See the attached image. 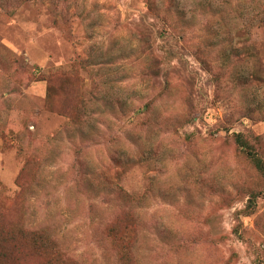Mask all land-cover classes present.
<instances>
[{
  "label": "rangeland",
  "instance_id": "374dc122",
  "mask_svg": "<svg viewBox=\"0 0 264 264\" xmlns=\"http://www.w3.org/2000/svg\"><path fill=\"white\" fill-rule=\"evenodd\" d=\"M262 3L0 0V205L16 224H52L77 264H119L107 231H125L126 199L94 190L115 174L137 197L152 189L135 264H264V175L234 140L264 160ZM90 94L122 99L126 114L87 109L69 127ZM128 129L148 161L109 160ZM32 178L19 194L17 179Z\"/></svg>",
  "mask_w": 264,
  "mask_h": 264
},
{
  "label": "trees",
  "instance_id": "16d2710c",
  "mask_svg": "<svg viewBox=\"0 0 264 264\" xmlns=\"http://www.w3.org/2000/svg\"><path fill=\"white\" fill-rule=\"evenodd\" d=\"M255 2L263 5L262 0H255ZM255 16L258 19V23L264 24V9L262 11L258 10ZM181 28L187 29L188 26L183 25ZM181 35L183 36L184 34ZM219 44L220 42L216 41L209 45H212L213 47ZM50 94L51 90H48L47 95L49 96ZM79 105V112L74 116H70L71 120L68 122L69 127L71 123L79 125L84 120H88V115L87 119L83 117V114L87 109L93 114H97L100 117L102 116L103 120H106L108 116L113 115H116V118H119L120 116H124L127 111V107H125L122 99L117 98L110 101L104 96L93 94H90L88 99H85L81 95L78 100V106ZM88 126L92 130V134L99 132L95 123L89 124ZM140 139L141 138L133 129H128L124 131L122 135H117L114 140V145L117 147L122 145L123 147L120 148L121 150L113 149L111 152L112 157L109 160H115L116 162L118 161L117 159H119L121 160L119 161L120 164L123 165L126 162L143 163L148 161L151 157L146 156V153H153V150L152 148H149V151L143 149L139 142ZM258 139L260 138L258 137ZM234 140L237 147L244 153L245 157L253 164L255 169L260 174L264 175V160L254 149L253 145L241 133L234 134ZM33 182V186L35 187L37 181L33 178L27 182H19V179H17V184L20 188L19 194L25 195L27 194L26 192L31 193ZM94 190L97 193L106 191V193H109L112 197L118 195L123 196L126 199L125 201L128 205L127 209L125 208V205L123 207L125 208L123 211V219L125 220L126 225L125 231L116 229V221H114L109 225L107 234L117 242V262L119 264H135L132 253L137 246V240L136 233H132L134 229L133 225L136 217L139 215L140 207L147 199L151 198L149 193L152 192V189H149L146 192L144 191L142 196L137 197V194L121 188L115 174H112L110 176V182L104 179L103 176H100L99 184L94 186ZM259 194L260 192L250 193L246 206L242 211L245 215H249L255 210L257 198L260 196ZM7 210L8 209H6L5 206L0 205V264H23L28 259L33 260L35 258L43 261L44 264H69L71 262L72 264H77L78 260L72 258L71 255H68L62 240L57 239L58 237L52 224L29 225L27 222L29 216H27V218L24 217L22 220L23 222H20L21 224H16ZM238 220L239 216L237 214L236 221ZM234 233L239 235V228L237 225L234 228ZM80 264L82 263L80 262Z\"/></svg>",
  "mask_w": 264,
  "mask_h": 264
}]
</instances>
